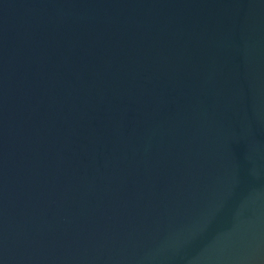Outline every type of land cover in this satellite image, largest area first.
<instances>
[{
  "label": "water",
  "instance_id": "95a60500",
  "mask_svg": "<svg viewBox=\"0 0 264 264\" xmlns=\"http://www.w3.org/2000/svg\"><path fill=\"white\" fill-rule=\"evenodd\" d=\"M0 264H264V0H0Z\"/></svg>",
  "mask_w": 264,
  "mask_h": 264
}]
</instances>
